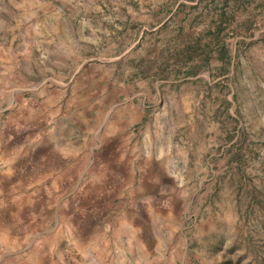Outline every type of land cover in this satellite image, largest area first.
<instances>
[{
	"label": "rangeland",
	"instance_id": "1",
	"mask_svg": "<svg viewBox=\"0 0 264 264\" xmlns=\"http://www.w3.org/2000/svg\"><path fill=\"white\" fill-rule=\"evenodd\" d=\"M0 264H264V0H0Z\"/></svg>",
	"mask_w": 264,
	"mask_h": 264
}]
</instances>
